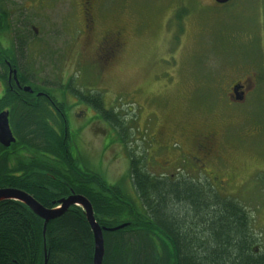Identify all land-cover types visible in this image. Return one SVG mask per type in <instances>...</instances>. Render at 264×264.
I'll return each instance as SVG.
<instances>
[{"label":"rangeland","instance_id":"rangeland-1","mask_svg":"<svg viewBox=\"0 0 264 264\" xmlns=\"http://www.w3.org/2000/svg\"><path fill=\"white\" fill-rule=\"evenodd\" d=\"M94 6L100 33L116 25L125 31L120 58L109 67L95 61L96 43L82 39L81 0H9L7 6L11 20L21 14L29 23L30 44L20 64L36 85L55 90L73 80L89 99L101 97L103 87L108 99L117 98L116 119L72 117L80 167L140 207L132 157L157 178L162 171L151 164L163 158L176 162L170 171L206 183L204 173L175 170L184 152L193 153L190 138L214 133L207 171L223 183L213 187L247 209L264 248V86H253L240 103L231 96L234 84L264 76V0H96ZM4 35L9 43L13 30ZM61 93L74 98L55 91ZM158 133L172 152H161Z\"/></svg>","mask_w":264,"mask_h":264},{"label":"trees","instance_id":"trees-1","mask_svg":"<svg viewBox=\"0 0 264 264\" xmlns=\"http://www.w3.org/2000/svg\"><path fill=\"white\" fill-rule=\"evenodd\" d=\"M11 30L8 45L0 41L1 74L5 77V58L22 71L24 85L34 86L20 64L30 44L26 26L0 28ZM32 98L9 93L0 99V112L13 107L17 137L9 149L0 144V189L24 191L49 210L81 195L101 228L124 225L103 233V264H264L251 215L236 199L224 198L198 179L152 176L132 157L138 207L119 187L80 167L70 137L37 115L35 107L42 113L46 107L27 103ZM43 231L44 221L26 205L0 202V264H45V258L47 264H93L94 236L81 207L70 208Z\"/></svg>","mask_w":264,"mask_h":264},{"label":"flooded vegetation","instance_id":"flooded-vegetation-1","mask_svg":"<svg viewBox=\"0 0 264 264\" xmlns=\"http://www.w3.org/2000/svg\"><path fill=\"white\" fill-rule=\"evenodd\" d=\"M95 1L96 0H81V15L84 33L82 39L87 43V46L90 45L92 41L96 43L94 52L95 61H97L100 66L109 67L120 58V55L125 46V31L122 29V27L116 25L115 27L100 33L97 28V22L94 13ZM8 4L9 0H0V24L2 27L9 25V23H11L12 26L14 25V23L20 26L29 24L21 14L19 15V12L17 13L19 15L18 19L15 17L11 20L10 18H13L14 15H9L7 9ZM37 32L38 31H36V33ZM4 34L6 33L0 32V41L3 44V47H6L8 45V42ZM5 56L6 55H4V53L1 54V58H4ZM4 61L6 62L7 68L5 69V71H3L5 77H3V74H1L0 70V84L2 85V89L0 90V99L4 98L9 93H12L16 96H20V94L23 93L33 97L32 99L27 101V103L34 104L35 106H40L41 104H43L46 107V111L44 113H42L39 107H35L38 111L37 115L45 117L46 120L53 126L54 130L60 132V130L62 129L65 135L70 137V141V121L72 120V117L90 118L92 119V121H96L100 118L105 119L107 117L110 119L117 118L115 112L117 98L114 97L113 99H108L111 97H109V91L106 90L105 87H103V90H101V97L95 96L96 99H89L87 94H81V91L73 88V80L68 81V83L66 84H61L60 87L56 88L55 90L46 87L44 84H35L37 87H35V85H24L22 71L12 65V63H10L8 59L4 58ZM257 79L258 80L256 83L252 79H250L245 84H234L231 88L232 99L234 100L233 89L236 86L242 87L240 92H243L245 95L244 101L246 100L247 96L251 94L253 86L259 89L262 88L264 86V76L259 73ZM26 87H30L31 90H26ZM59 88L63 92H70L74 96V98H70L69 96L66 99L63 93H61V98H59V96L55 94V91H57ZM77 108H81L83 112L80 114V111H76ZM3 112H7L9 114L10 127L13 136L17 141V137L13 127V107L6 105V108L3 109L0 114ZM91 113H93V115ZM157 136L159 140H157L156 138V142L160 144L159 148L161 149V152L164 153L165 149L167 148L168 152H172L173 147L165 146L163 138L164 136L161 133H158ZM190 140L193 145V153L186 154L184 152L183 154V148L180 147V149L182 150L181 155L183 154V156H181L182 158L179 157V167L175 170V172L183 173L185 171H190L195 177H197L198 174L204 173L203 175H206L209 178L208 182L206 183L210 184L212 187L213 183L221 186L223 181L220 180L218 175L213 176L212 172L207 171L208 163L213 158V154L216 150V134L205 132L203 134L193 136L192 138H190ZM175 146L177 147V145ZM71 150L73 151L72 148ZM73 156L76 158L74 154ZM175 163L176 162H172L163 158L155 159L154 163L151 164V167H156L160 171H162L158 178H167L173 181L185 178L170 171Z\"/></svg>","mask_w":264,"mask_h":264},{"label":"water","instance_id":"water-1","mask_svg":"<svg viewBox=\"0 0 264 264\" xmlns=\"http://www.w3.org/2000/svg\"><path fill=\"white\" fill-rule=\"evenodd\" d=\"M219 5H226L232 0H213ZM242 87L236 86L233 89L234 101L243 102L244 93L240 92ZM26 90L30 91V87H26ZM16 138L13 136L10 122L9 114L3 112L0 114V144L5 148H10L15 144ZM3 201H17L26 205L36 216L40 217L44 221V235L46 234L47 225L50 221H53L64 213H66L70 208L77 206L81 207L86 215L88 223L92 229L94 236V255L93 264H103L105 257V245H104V232H114L125 228V226H120L114 229L101 228L97 223L94 211L91 203L81 195H73L59 202L60 208L56 209H46L41 204H39L32 196L24 191L18 189H0V202ZM46 252V250H45ZM47 257V253H46ZM45 264H47V259L45 258Z\"/></svg>","mask_w":264,"mask_h":264},{"label":"bare ground","instance_id":"bare-ground-1","mask_svg":"<svg viewBox=\"0 0 264 264\" xmlns=\"http://www.w3.org/2000/svg\"><path fill=\"white\" fill-rule=\"evenodd\" d=\"M57 208H60V206L59 207H57ZM56 209V208H55Z\"/></svg>","mask_w":264,"mask_h":264}]
</instances>
